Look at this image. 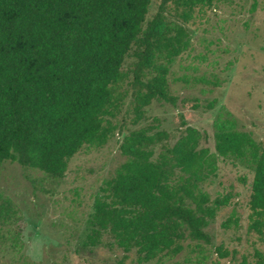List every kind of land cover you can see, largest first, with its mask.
Instances as JSON below:
<instances>
[{"label":"trees","instance_id":"obj_1","mask_svg":"<svg viewBox=\"0 0 264 264\" xmlns=\"http://www.w3.org/2000/svg\"><path fill=\"white\" fill-rule=\"evenodd\" d=\"M216 1L160 0L147 20L152 0H0V164L63 178L82 147H103L123 130L126 120L114 119L128 96L134 125L154 100L176 105L169 65L190 46L185 24ZM170 13L176 19L167 23ZM130 54L135 61L125 71ZM214 125L215 152L200 146L202 133L190 125L175 144L155 125L125 134L120 151L127 159L102 182L85 243L95 246L108 233L140 262L180 251L187 236L210 243L205 229L220 203L201 185L216 174L219 157L252 168L250 227L264 235V143L234 119L219 116ZM10 208L7 201L0 214Z\"/></svg>","mask_w":264,"mask_h":264},{"label":"rangeland","instance_id":"obj_2","mask_svg":"<svg viewBox=\"0 0 264 264\" xmlns=\"http://www.w3.org/2000/svg\"><path fill=\"white\" fill-rule=\"evenodd\" d=\"M152 0L147 20L158 11ZM173 13L166 22L175 21ZM191 41L169 65L168 81L176 105L154 100L143 120L130 123V96L114 121L123 130L100 148L84 146L68 163L63 178L17 162L0 164V264H258L264 260V235L250 224L249 199L254 172L234 157H219L216 174L202 183L217 215L205 229L211 242L185 237L180 251H165L140 262L136 250L126 252L104 233L99 244L87 245L93 203L105 178L127 159L120 151L131 130L155 125L171 134V144L186 125L202 133L201 147L215 152V121L231 118L238 130L264 143V0H217L197 10L185 24ZM135 57L122 66L131 70ZM158 65H164L158 59ZM123 88L132 89L127 83ZM129 93V94H130ZM213 103L212 107L209 104ZM197 105V106H194ZM182 122H186L183 125ZM158 154L162 147H155ZM221 251V252H220ZM226 254V255H223Z\"/></svg>","mask_w":264,"mask_h":264}]
</instances>
